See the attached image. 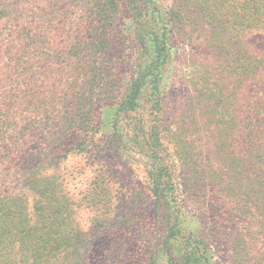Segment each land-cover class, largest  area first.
<instances>
[{"label":"trees","instance_id":"1","mask_svg":"<svg viewBox=\"0 0 264 264\" xmlns=\"http://www.w3.org/2000/svg\"><path fill=\"white\" fill-rule=\"evenodd\" d=\"M185 2L193 13L202 0L174 2V14L161 0H124L135 53L124 85L123 64L108 63L121 0H0V264H91V252H101L98 264H112L108 252H119L125 239L120 217L126 223L127 216L117 210L133 198L123 193L120 171L104 165L111 151L113 163H125L128 145L146 159V191L138 198L157 219V240L138 232L146 264H218L214 252L224 228L206 232L205 221L188 210L235 226L234 264H264V53L229 46L241 43L244 28L264 33V0L244 7L253 9L249 26L240 15L235 24L214 27L216 36L224 30L232 36L225 45L211 44L224 64L222 84L228 58L238 62V122L191 132L187 113H176L170 137L162 126L170 24L187 25L178 13ZM188 28L197 26L192 21ZM246 83L253 89L249 103ZM211 86L201 87L205 99L218 98ZM212 113L207 108L201 123ZM106 114L109 136L97 121ZM62 173L75 179L71 195ZM219 203L221 212L214 210ZM89 210L90 228L107 238V247L95 249L83 232L78 217Z\"/></svg>","mask_w":264,"mask_h":264},{"label":"rangeland","instance_id":"2","mask_svg":"<svg viewBox=\"0 0 264 264\" xmlns=\"http://www.w3.org/2000/svg\"><path fill=\"white\" fill-rule=\"evenodd\" d=\"M252 1L253 0L244 1L243 4V0H202L193 13L189 12L190 10H195V8L185 7L188 5L186 2L182 4L184 5L183 10L182 12L179 10L178 13L181 15L184 12L187 25L181 22L180 27H177L179 23L178 19L170 24V27L173 28V32L169 35V48H171L172 58L171 64L168 66V91L165 95V107L162 112L164 116V123L162 126H164L166 133L169 134L170 137L173 136L174 126L172 125V119L176 113L180 114V116L187 113V117H190V119H187V122H190L191 125L184 126L191 132L198 130L199 126L214 127L218 126V123H226L227 126L232 127L238 122L237 113L241 109V105L236 96L237 92L235 91L237 87L236 78H233L235 75L237 76L238 71L236 67L238 62L231 57L228 58L227 66L229 70V79L226 82H229L231 86L225 90L224 84L226 82L222 84V81L227 79L225 78L224 64H222V59L217 60V56L212 51L213 44L211 43H214V40H216L217 44L225 45L232 37L228 35V32L225 30L222 31L220 35L216 36L217 32L214 27H221L222 23L226 20H229L226 25H229V23L235 24L241 19L240 15H242L243 21L249 26L248 19L250 18L251 11H253V9H249L250 6H252ZM123 2L124 0H121V14L118 17L119 20L116 26L113 28L112 45L108 53V57L112 62L110 61L108 63L116 64L120 62L123 64L121 70H119V77L123 79L124 85H126V80L131 77L133 72L132 66L135 60V53L131 47L133 46L132 41L134 39V26L133 22L130 21L132 14L125 8ZM161 2L165 8L172 11L174 14L175 9L173 8V4L174 2H180V0H161ZM219 2H222V5H219ZM248 6L249 8L246 10L244 7ZM192 21L195 22L197 28H193V31L190 28L186 30V26H189ZM244 30V34L240 40L241 43H237L238 40L235 39L237 43L236 48L230 44V50L234 51L239 48H245V50L247 49L250 51L255 47L264 53V33H256L253 29L251 30L249 28H244ZM208 85H212L210 89H212V93L216 94L218 98L208 100L203 97L205 92L203 93L201 91V87H208ZM219 85L221 86L220 88L217 87ZM245 90L246 102L249 103L253 90L252 83H246ZM224 91H226V93H222ZM223 94L227 96L224 97ZM189 106H192L194 111L197 110L201 122L204 120V114L209 107H212L213 116L207 117L205 123L199 122L197 125L196 115ZM210 118H212V120H210ZM101 119L103 121L104 134L105 136H109L112 133L109 123L111 117L106 114L100 116L97 121L99 122ZM216 119L218 121H216ZM127 148L126 154L129 159L123 160L125 161V163L122 162L124 165H120L118 162H112V157L114 156L112 154L113 151L109 153L111 155L110 161H105L106 164L104 165L105 167L113 166L120 171V174L117 176L119 182L122 183L125 178L127 179V182L122 184L125 187L123 193L133 198L131 203L127 206L125 204L117 210V213L122 216H127L125 217L126 223L125 220L120 217V220L124 222V226L120 231V236H124L125 239L124 242L120 244L119 252H108V254L114 258L113 262L115 264H146L149 252L142 247L138 232L142 230L143 232L150 231L152 234L148 236L154 239V241L157 240L156 236H159L156 231L157 219L154 217V213L147 214V209H149L150 206L148 201L138 198V194L141 191H146L144 181L146 175V159H143L140 149H135L134 146L130 145H128ZM185 152H187V149ZM215 155L217 156H215V158H218L221 154L215 153ZM67 174L69 175V173ZM62 176L66 180L64 182L65 191L71 195L74 193L77 186V184H75V179L64 176V173H62ZM214 210L221 212V203H219ZM188 211L189 215L194 219L201 217L205 221L203 222V226L206 228V232H211L215 229V226L220 229H222L221 227L224 228L221 230L224 236L218 242V252H214L215 257L218 264H234L231 236L236 230L235 226L225 223L217 225L214 221L215 216L212 217L213 213H205L206 216L203 217L202 213L199 211ZM112 215V217H114V214ZM91 216L92 213L89 210L82 213L81 217H78V221L83 227V232H86L90 238L95 241V249L98 247H100V249L101 247H107V238L95 235L93 230H91L89 223ZM145 242V246L147 247L150 241L146 240ZM103 253L106 254V252ZM99 254H101V252H91V264H98L97 260ZM160 263L165 264L162 262Z\"/></svg>","mask_w":264,"mask_h":264}]
</instances>
